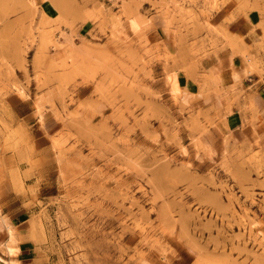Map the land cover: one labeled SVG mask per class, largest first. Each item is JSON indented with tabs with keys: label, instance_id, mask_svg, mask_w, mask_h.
I'll return each mask as SVG.
<instances>
[{
	"label": "rangeland",
	"instance_id": "374dc122",
	"mask_svg": "<svg viewBox=\"0 0 264 264\" xmlns=\"http://www.w3.org/2000/svg\"><path fill=\"white\" fill-rule=\"evenodd\" d=\"M249 20L264 0H0V250L14 217L32 264H264L262 122L218 79L264 73Z\"/></svg>",
	"mask_w": 264,
	"mask_h": 264
},
{
	"label": "crops",
	"instance_id": "0c3cea01",
	"mask_svg": "<svg viewBox=\"0 0 264 264\" xmlns=\"http://www.w3.org/2000/svg\"><path fill=\"white\" fill-rule=\"evenodd\" d=\"M252 24L250 20L247 24V27L242 31V35L246 37L247 40L254 43L258 55L263 59L264 63V33L258 32L253 33L251 31ZM239 28L235 27V31H238ZM264 69V64L263 68ZM248 71V66L241 65L234 70H229L225 74H220L218 79L219 83L224 86H231L233 84L237 85V88H240L242 98L240 100L241 107H245L250 112H256V118L261 119L262 124L256 126V130L259 132H264V73H250ZM234 74L237 75V78L234 77ZM227 120H224L225 128L229 129V126L236 125L241 126L243 121L242 110L233 109L232 116L228 115ZM13 227L15 228L17 241L15 243V248H18V253L14 255L4 254L0 250V257L3 260H0V264H8L6 260L16 261L18 264H32L30 260V252L32 246L30 245L29 240H24V229L21 228V225L26 222V220H17L13 217L10 220ZM6 224L0 222V244L4 243L8 237V231L6 229ZM8 241V240H7Z\"/></svg>",
	"mask_w": 264,
	"mask_h": 264
},
{
	"label": "bare ground",
	"instance_id": "6f19581e",
	"mask_svg": "<svg viewBox=\"0 0 264 264\" xmlns=\"http://www.w3.org/2000/svg\"><path fill=\"white\" fill-rule=\"evenodd\" d=\"M9 237H10V238H12V234H11V235H9ZM5 246H6V247H8L9 245H8V244H6Z\"/></svg>",
	"mask_w": 264,
	"mask_h": 264
}]
</instances>
